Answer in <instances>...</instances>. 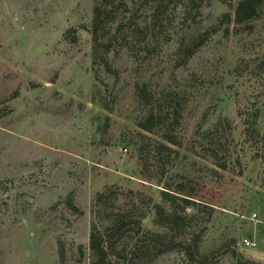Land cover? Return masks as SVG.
<instances>
[{"label": "rangeland", "instance_id": "obj_1", "mask_svg": "<svg viewBox=\"0 0 264 264\" xmlns=\"http://www.w3.org/2000/svg\"><path fill=\"white\" fill-rule=\"evenodd\" d=\"M236 1L213 0L186 21L179 15L171 41L139 39L115 50L109 56L114 79L91 65L92 0H0V264H61L59 243L65 264H87L90 209L104 187L157 201L139 175L137 135L178 152L173 172L196 185L206 255L196 264H264V149L255 155L242 133L245 115L257 109L264 131V6L250 31L235 33L220 17H232ZM179 46L195 51L186 59ZM143 82L179 94L183 146L202 120L203 129L228 124L241 174L139 130L135 122L144 109L134 87ZM100 98L110 112L94 103ZM69 194L80 216L65 207ZM153 218L150 212L143 230L153 229ZM151 264L189 263L172 252Z\"/></svg>", "mask_w": 264, "mask_h": 264}, {"label": "trees", "instance_id": "obj_2", "mask_svg": "<svg viewBox=\"0 0 264 264\" xmlns=\"http://www.w3.org/2000/svg\"><path fill=\"white\" fill-rule=\"evenodd\" d=\"M211 1L92 0L88 31L90 61L95 72L101 70L117 79V71L111 67L109 60L112 52L121 51L139 39L154 45L161 40L171 41L175 34L172 28L179 15L186 21L187 17L198 15L202 5ZM263 6L264 0H238L233 8V16L223 14L221 23L233 24L235 33L250 31L251 23L259 18ZM148 48L145 52L149 53ZM181 48L179 46L178 50L183 51L186 59L195 51ZM134 96L144 109L135 122L139 130L157 135L167 145L176 150L183 149L194 159L208 161L220 171L241 174L237 144L228 124L218 121L210 128L203 129L202 120L195 127L190 141L183 146L177 134L183 112L179 94L153 91L148 82H143L135 85ZM94 103L103 111L110 112L104 99L100 98ZM260 117L261 112L257 109L246 114L242 120L243 136L255 146V155L264 149ZM135 137L139 141V175L145 184L154 189L157 201L142 192H124L115 186L104 187L96 193L90 209L87 264H151L158 257L172 252L181 253L189 264H196L199 258L206 257L200 251L205 230L197 226L199 208L204 205L194 200L196 185L189 176L173 172V163L180 158L178 152L143 136ZM146 149L147 155L143 156L142 152ZM192 164L197 165L195 162ZM64 204L73 215H81L74 206L71 194L65 198ZM150 212L154 214L153 229L145 231L141 223ZM189 224L192 226L185 230ZM76 249L80 263L84 260V251L80 245ZM57 253L59 263L65 264V250L60 243Z\"/></svg>", "mask_w": 264, "mask_h": 264}, {"label": "built area", "instance_id": "obj_3", "mask_svg": "<svg viewBox=\"0 0 264 264\" xmlns=\"http://www.w3.org/2000/svg\"><path fill=\"white\" fill-rule=\"evenodd\" d=\"M243 244H244V247H246V248H253L254 247V243H252L248 240H243Z\"/></svg>", "mask_w": 264, "mask_h": 264}]
</instances>
